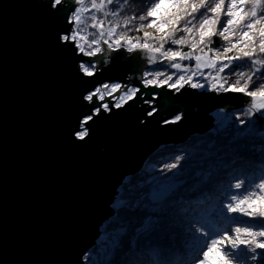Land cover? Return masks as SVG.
Segmentation results:
<instances>
[{"label":"snow or ice","instance_id":"snow-or-ice-1","mask_svg":"<svg viewBox=\"0 0 264 264\" xmlns=\"http://www.w3.org/2000/svg\"><path fill=\"white\" fill-rule=\"evenodd\" d=\"M44 7L61 21L57 44L70 53L77 79L95 85L80 97L74 144L87 143L98 120L126 106L142 102L154 117L160 89L248 98L234 135L220 109L207 135L160 154L149 178L128 186L135 194L113 205L117 226L106 232L105 264H115L118 252L119 264H264V151L254 158L242 142L253 135V117L264 119V0H48ZM115 59L142 62L139 74L96 83Z\"/></svg>","mask_w":264,"mask_h":264},{"label":"water","instance_id":"water-1","mask_svg":"<svg viewBox=\"0 0 264 264\" xmlns=\"http://www.w3.org/2000/svg\"><path fill=\"white\" fill-rule=\"evenodd\" d=\"M47 3L0 0V264H84L125 179L160 148L209 133L216 110L247 107L239 94L160 89L154 117L142 102L126 106L98 120L87 143H72L80 97L95 85L77 79ZM141 63L115 59L96 83H127ZM180 113L181 122L162 126ZM253 120L251 137L264 131V119Z\"/></svg>","mask_w":264,"mask_h":264},{"label":"trees","instance_id":"trees-1","mask_svg":"<svg viewBox=\"0 0 264 264\" xmlns=\"http://www.w3.org/2000/svg\"><path fill=\"white\" fill-rule=\"evenodd\" d=\"M151 31V30H149ZM221 43V41H219L217 39V44ZM244 108H241V109H237V110H234V111H231L229 114H224V116H230L231 117V122L229 124V129L227 130L228 131V135L229 137L231 135H234L235 132L237 131V129L233 128L232 127V123H235V114L238 113V112H241L243 111ZM214 116V117H213ZM213 119H214V126L212 129H214L216 127V122H217V119H218V116H219V111L217 110L214 115H213ZM241 131H245V132H248V129L246 127H242L241 129H239ZM264 133V131L262 132ZM208 134V133H207ZM205 134V135H207ZM203 135V136H205ZM203 136H194V137H191L186 143L182 144V145H179V146H166V147H162L160 148L154 155H152L148 160L147 162L145 163L143 169L138 173L136 174L134 177H129L127 179H125L123 185L121 186V188L119 189L118 191V196H117V201L118 199L121 197V196H124V195H134L135 194V189L134 188H128V186H131V185H136L146 179H148V173H147V168L149 166L150 163H158V159H159V155L162 154V153H175L177 150H181V149H184L186 146H192L194 144V142L199 139L200 137H203ZM242 142L248 144L250 150H251V153H254L255 156L254 158H258L259 157V154H260V151H264V139L261 138L260 134L256 135L255 137H251L249 138L247 135L242 139ZM155 175H159V172H155L154 173ZM116 215V210H115V214L114 216ZM113 216V217H114ZM116 221L113 220L112 218L103 226L102 228V244L103 245H106L107 246V240H106V232H111L113 228H115L117 226V224L115 223ZM98 248L95 247V249H93L89 255H91L92 253L96 252ZM121 260V255L120 253L118 252L116 254V256L113 258V261L115 262V264H119V261ZM100 264H105L104 262V259L101 260ZM109 264H113V262H109Z\"/></svg>","mask_w":264,"mask_h":264},{"label":"rangeland","instance_id":"rangeland-1","mask_svg":"<svg viewBox=\"0 0 264 264\" xmlns=\"http://www.w3.org/2000/svg\"><path fill=\"white\" fill-rule=\"evenodd\" d=\"M196 91H198V92H201V91H199V90H196ZM217 111V110H216ZM215 111V112H216ZM219 111V110H218ZM215 112H213L212 114H211V116H213L214 115V113ZM224 114H226V113H224ZM214 117V116H213ZM212 117V118H213ZM117 202V200H115V203ZM114 203V204H115ZM113 204V205H114ZM113 207V206H112ZM113 210L115 211V209L113 208ZM103 228V227H102ZM102 228H101V231H102ZM102 233V232H101ZM102 234H101V236H100V238L98 239V241H97V245H96V247L98 248L97 250H96V252H94V253H92L91 255H89V254H87L85 257H84V259H83V261H84V264H100V262H101V260H103V256H104V253L102 252V250L103 249H105L106 248V245H103L102 244ZM95 249V248H94Z\"/></svg>","mask_w":264,"mask_h":264}]
</instances>
